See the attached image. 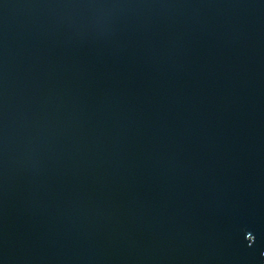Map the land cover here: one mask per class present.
Masks as SVG:
<instances>
[{
    "label": "water",
    "instance_id": "1",
    "mask_svg": "<svg viewBox=\"0 0 264 264\" xmlns=\"http://www.w3.org/2000/svg\"><path fill=\"white\" fill-rule=\"evenodd\" d=\"M0 264H264V0H0Z\"/></svg>",
    "mask_w": 264,
    "mask_h": 264
}]
</instances>
